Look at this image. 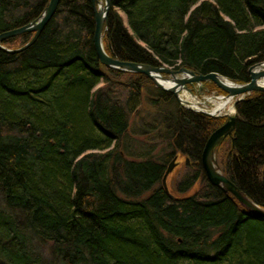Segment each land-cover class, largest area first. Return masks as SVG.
<instances>
[{
  "label": "trees",
  "instance_id": "trees-1",
  "mask_svg": "<svg viewBox=\"0 0 264 264\" xmlns=\"http://www.w3.org/2000/svg\"><path fill=\"white\" fill-rule=\"evenodd\" d=\"M49 1L0 0V34L35 20ZM111 4L104 41L114 59L218 73L237 84L249 83L251 67L264 62V0ZM94 32L92 0H61L35 44L0 51V192L9 208L0 210V264H47L31 248L33 237L58 264H264L263 218L207 183L195 199L180 196L197 184L204 141L227 118L184 109L145 75L102 65ZM151 115L158 141L161 129L178 135L172 148L165 141L166 153H180L189 171L175 185L179 197L168 199L160 187L138 202L163 168L120 165L103 151L131 120L151 122ZM235 118L219 166L264 209V93L239 101Z\"/></svg>",
  "mask_w": 264,
  "mask_h": 264
},
{
  "label": "water",
  "instance_id": "water-1",
  "mask_svg": "<svg viewBox=\"0 0 264 264\" xmlns=\"http://www.w3.org/2000/svg\"><path fill=\"white\" fill-rule=\"evenodd\" d=\"M104 1V6L101 5L99 10H96V30L94 34L96 54L102 65L122 72L145 75L154 83V85L158 89L172 94L181 107H184L188 104V102H182V100L180 99L182 98L181 95L186 92H191L192 87L198 88V93L202 95L205 88L207 87L204 83L208 82H212L216 86V88H218L223 94H225L226 96H224V99H228L233 102L234 108L236 107V104L239 101H242L245 97L251 95L252 93H264V62L258 63L251 67L249 71V83L237 84L218 73H210L206 76H202L197 75L192 70H188L186 68L172 69L167 66L154 67L151 65L139 64L135 62L121 61L110 57L103 46V38L104 28H106V22L111 10V5L109 0ZM60 2L61 0H50L48 7L38 19L21 28L2 33L0 35V51H3L8 54H17L35 44L47 24L56 14ZM93 2L101 1L93 0ZM25 33H35V35L33 39L20 50H10L2 45L5 41ZM164 82L169 83L170 86L165 87L162 84ZM197 111L200 114L211 116L213 118L215 117V115L211 113H206L201 110ZM235 122V116H229L228 121L223 126L218 128V134L216 135V133H214L210 136L206 144V148L203 151V164L206 170L209 171L210 174L212 173L211 175L213 177L210 178V182L212 183V185L220 187V189L226 194H231L233 197L238 198L240 202H243L247 205L246 207L250 209V211L257 212V214L260 215H264V211L260 209L257 205H255L251 200H248L242 193H240L235 184L228 182L223 177L219 167H215L214 164V162H216L217 150L224 143L225 140L232 136L235 127Z\"/></svg>",
  "mask_w": 264,
  "mask_h": 264
},
{
  "label": "bare ground",
  "instance_id": "bare-ground-1",
  "mask_svg": "<svg viewBox=\"0 0 264 264\" xmlns=\"http://www.w3.org/2000/svg\"><path fill=\"white\" fill-rule=\"evenodd\" d=\"M100 1L101 2H93V0H92L93 11H94V22H95V18H96V10H99V8L101 7V5L104 6V4H105V1L104 0H100ZM109 1H110V5H112L111 4V0H109ZM48 5H47V7H48ZM45 9H44V11H45ZM58 9H59V7H58ZM58 9H57V11H58ZM57 11H56V13H57ZM43 12L41 13V15L43 14ZM40 16H38L36 19H38ZM108 17H109V15H108ZM35 20H33V21H35ZM107 20H108V18H107ZM33 21H31V22H33ZM28 24H26V25H28ZM26 25H24V26H26ZM106 25H107V22H106ZM13 30H15V29H13ZM95 30H96V22H95ZM107 31H108V28L106 26V28H104V37H105V34H106ZM31 34H33V37H34L35 33H31ZM94 34H95V32H94ZM104 40H105V38H103V46L105 48V41ZM5 42L2 45L5 48H7L5 46ZM93 44H94V36H93ZM24 46L25 45L17 48V50H20ZM94 48H95V44H94ZM27 49H25V50H27ZM10 50H15V49H10ZM95 51H96V49H95ZM192 71L194 72V70H192ZM194 73L197 74V75H201V74H198V72L196 73V71ZM202 76H206V75H202ZM162 84L165 87H169L170 86V84L167 83V82H164ZM204 84L206 86L214 85L212 82H208V83H204ZM206 96H209V98H207V99L204 98ZM206 96L194 94L193 97H186V98L182 97L180 99L184 103L185 102H188V104L183 107L184 109L194 111V113L197 112V114H198V111L197 110H201L203 112L211 113V114L215 115L214 118H220V117L221 118H227V121H228V117L229 116H232L234 114V112H235V109L233 107V102H231L228 99H224V97H222V98L221 97H218L217 98L216 96H211V95H206ZM206 101H207V103H208V105L210 107V108H206V109H208L209 111H206V110H204L202 108L205 105V102ZM210 105L212 106V108H211ZM224 115H226V116H224ZM222 116H224V117H222ZM209 117H211V116H209ZM150 119H151V122H149L147 120H144V119H140L136 123H134L131 120L130 123H129V125H128V127L124 130V132L122 134V137L120 139H115V141H113L109 145V148L106 149L105 151H103L105 153H113L114 155H116L117 163L120 164V165H123L125 162H129V163H135L137 165L146 164L147 166H149L151 168H153V166H155L156 168H158L157 166L163 168V169L161 168L162 170H161V173L160 174H157L158 172L156 173L155 170H149V171L152 172V174L150 175L151 177H153L154 175L156 176V174L159 177H158V179L155 181V183L153 185L150 184L151 185V187L149 188L150 190L145 191V193L143 195H141V196H139L137 198L138 199V202L147 201L148 199H146V197L148 198L149 195H153V193L156 190H158L160 187L163 190L164 196H166L170 200L171 199H175V197L172 196V194H171L170 183H171V181H176V175L178 173V169L181 167V164H182V163L179 164L177 162L178 159H179V156H181L180 153L176 152L173 155L175 159L174 158L171 159L168 156V153L170 154V152L165 148V142H164V140H166V144H167L168 141H169L171 143V148H172L173 144L174 143H177V141H178V139H177L178 138V135L173 134L174 132H172V131L170 133H165L164 132L165 130L161 129V132H162V134H163V136H164L165 139H161V140L158 141L156 132L158 130L157 128L160 127V125L154 124L155 123L154 122L155 117L153 115L150 116ZM234 129H235V127H234ZM210 132H212L210 134V136L213 135L214 133H216V135H217L218 134V129H216V128L215 129H212ZM179 136L183 138L182 135H179ZM209 138H208V140H209ZM208 140H205L204 141V146H203L204 149L206 148V144H207ZM163 142H164V145H163ZM166 151L168 153H166ZM89 153H91V152H87V154H89ZM98 153H100L101 156H103L105 154V153H101V152H98ZM202 158H203V153H202V156H201V159H200V166H201V169H202V173L201 174L199 172L196 173V178L198 180L197 184H194V187L192 189L188 190L182 196L189 197V198H194L195 199L197 197L196 193L199 191V188H197V185L199 187H200V185H203V184H206V183L212 185V183L210 182V178L213 177L211 175L212 173L210 174L209 171L206 170V168H205V166L203 164L204 163V160H202ZM219 161H220V158L219 157H216V162H214L215 167L216 166L219 167L220 172L222 173L223 177L228 182L233 183V181L222 172V170H221V168L219 166ZM209 174H210V177H209ZM258 175H259V182L262 185V188L264 190V166L259 169ZM169 178H171L172 180L169 181ZM212 187H214V188L216 187V188L220 189V187H217V186H214V185H212ZM237 189H238V191L240 193L243 194V192L238 187H237ZM144 195H145V197L142 198ZM243 195L248 200H251L245 194H243ZM235 200H236V202L238 203V205L241 208L250 210V209H248L246 207L247 205L245 203H243V202H240V200L238 198H235ZM5 202L6 201L3 200V204L0 205V210H9V208H8V206H7V204ZM254 204L257 205L256 203H254ZM259 208L264 211L263 208H261V207H259ZM255 214H257V212H255ZM257 215L264 219V215H260V214H257ZM255 217H257V216L255 215ZM30 243H31L30 246H31L32 249L33 248L36 249L40 245V242H39V240H38L37 237H33V239L30 240ZM49 251L51 252V248H49ZM42 260L45 263H47L43 256H42Z\"/></svg>",
  "mask_w": 264,
  "mask_h": 264
},
{
  "label": "rangeland",
  "instance_id": "rangeland-1",
  "mask_svg": "<svg viewBox=\"0 0 264 264\" xmlns=\"http://www.w3.org/2000/svg\"><path fill=\"white\" fill-rule=\"evenodd\" d=\"M124 17V20H125V22H126V16L125 15H123ZM171 68V67H170ZM173 69V68H172ZM218 89V88H217ZM217 89H215V87H209V86H207L206 88H205V90H204V92H203V94H202V96H206V95H211V96H216L217 98L218 97H224V96H226V95H223V93L221 92H219ZM198 90V89H197ZM195 92V91H194ZM210 96V97H211ZM144 98L142 99V101H141V104H142V107H141V114H143V113H145L146 111H147V107H148V105H149V99L147 98V96L146 95H144L143 96ZM204 98H209V96H206V97H204ZM235 101V100H234ZM211 106V105H210ZM205 107V108H204ZM204 110H206V111H209L208 109H206V108H210L209 107V105H208V103H207V101L205 102V105L202 107ZM211 108H212V106H211ZM224 116H226V115H224ZM224 116H222V117H224ZM229 116V115H228ZM232 116H235V113L232 115ZM138 120H140V117H138L137 119H136V122L138 121ZM226 122H227V120H226ZM166 140H164V142H165ZM164 142H163V145H164ZM217 152H218V150H217ZM216 156H217V153H216ZM175 159V158H174ZM185 160H184V158L182 157V156H179V159H178V163L179 164H181V167L178 169V173H177V175H176V181H171L172 179L171 178H169V181H171V183H170V189H171V194H174L175 196H178L179 197V194H177V192L175 191V186L174 185H176L175 183H178V182H180L182 179H183V177H184V175L187 173V171H189L188 169H186V167H185V162H184ZM197 188H199V186L197 185ZM180 196H182V195H180ZM3 200H4V198H3V196H2V194H1V192H0V205H2L3 204ZM37 247V246H36ZM35 251L37 252V253H40L43 257H44V259L46 260V262L48 263V264H58L59 262H57V261H55L54 260V258H51L50 257V251H49V248H48V246H46V245H39L36 249H35Z\"/></svg>",
  "mask_w": 264,
  "mask_h": 264
},
{
  "label": "built area",
  "instance_id": "built-area-1",
  "mask_svg": "<svg viewBox=\"0 0 264 264\" xmlns=\"http://www.w3.org/2000/svg\"><path fill=\"white\" fill-rule=\"evenodd\" d=\"M181 96L184 97V98H186V97H193V94H189L188 92H186V93H184Z\"/></svg>",
  "mask_w": 264,
  "mask_h": 264
}]
</instances>
